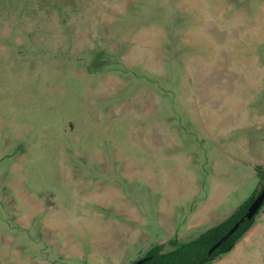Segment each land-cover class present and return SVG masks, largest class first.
Here are the masks:
<instances>
[{
    "label": "rangeland",
    "instance_id": "1",
    "mask_svg": "<svg viewBox=\"0 0 264 264\" xmlns=\"http://www.w3.org/2000/svg\"><path fill=\"white\" fill-rule=\"evenodd\" d=\"M263 162L264 0H0V264H132Z\"/></svg>",
    "mask_w": 264,
    "mask_h": 264
},
{
    "label": "trees",
    "instance_id": "2",
    "mask_svg": "<svg viewBox=\"0 0 264 264\" xmlns=\"http://www.w3.org/2000/svg\"><path fill=\"white\" fill-rule=\"evenodd\" d=\"M256 176L259 179L258 187L250 194V196L223 221L206 229L195 237L185 241L176 239L169 240L166 243L167 250L164 245L155 244L151 246L147 252L137 258L132 264L144 260L141 264H212L220 259L228 252L229 247L239 242L247 231L255 224L256 218L264 212V202L256 215L249 221L245 220L240 224L237 231L211 255L207 252L222 236H224L232 226L238 222L245 214L249 204L256 198L264 187V163L256 166Z\"/></svg>",
    "mask_w": 264,
    "mask_h": 264
},
{
    "label": "water",
    "instance_id": "3",
    "mask_svg": "<svg viewBox=\"0 0 264 264\" xmlns=\"http://www.w3.org/2000/svg\"><path fill=\"white\" fill-rule=\"evenodd\" d=\"M263 202H264V187L261 189L260 193L256 196V198L249 204L244 216L238 222H236L224 236H222L213 246H211L207 254L211 255L215 250H217L220 246H222L237 231L241 223H243L245 220L247 221L251 220L256 215L258 210L261 208ZM231 249L232 247H229L228 251H230ZM145 260L146 259L138 261L136 264H141Z\"/></svg>",
    "mask_w": 264,
    "mask_h": 264
},
{
    "label": "crops",
    "instance_id": "4",
    "mask_svg": "<svg viewBox=\"0 0 264 264\" xmlns=\"http://www.w3.org/2000/svg\"><path fill=\"white\" fill-rule=\"evenodd\" d=\"M264 163V162H263ZM263 165V164H262ZM264 215V214H263ZM258 227H260V225H259V223L258 222H256L248 231H247V233L242 237V239L239 241V242H237L236 244H235V246L233 247V248H237V247H239L242 243H243V241H248V240H250L251 239V237L252 236H254L255 235V232H256V230H257V228Z\"/></svg>",
    "mask_w": 264,
    "mask_h": 264
}]
</instances>
